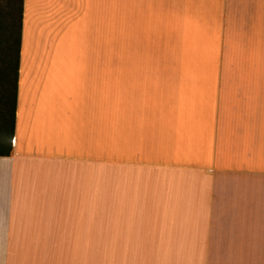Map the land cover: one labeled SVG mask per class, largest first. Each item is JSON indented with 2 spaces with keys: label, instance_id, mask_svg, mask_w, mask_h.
Segmentation results:
<instances>
[{
  "label": "crops",
  "instance_id": "obj_1",
  "mask_svg": "<svg viewBox=\"0 0 264 264\" xmlns=\"http://www.w3.org/2000/svg\"><path fill=\"white\" fill-rule=\"evenodd\" d=\"M16 10L0 264H264V0Z\"/></svg>",
  "mask_w": 264,
  "mask_h": 264
},
{
  "label": "rangeland",
  "instance_id": "obj_2",
  "mask_svg": "<svg viewBox=\"0 0 264 264\" xmlns=\"http://www.w3.org/2000/svg\"><path fill=\"white\" fill-rule=\"evenodd\" d=\"M17 0H0V13L8 11L7 20L0 23V137L8 133L9 129V107L8 98L2 91L7 83L2 78L4 67L14 69L18 48V23L16 20ZM4 22H7L4 24ZM4 64V65H3ZM7 96V95H6ZM1 148V146H0Z\"/></svg>",
  "mask_w": 264,
  "mask_h": 264
},
{
  "label": "trees",
  "instance_id": "obj_3",
  "mask_svg": "<svg viewBox=\"0 0 264 264\" xmlns=\"http://www.w3.org/2000/svg\"><path fill=\"white\" fill-rule=\"evenodd\" d=\"M4 65V64H3ZM16 65H17V56L16 62L14 63V69H9L4 67L2 70L5 74H2V78L7 83V85L3 89L2 95L5 96V101L8 98V103H10L9 107V131L8 133L11 134L12 131V122H13V112H14V105H15V90H16ZM7 95V96H6ZM11 139V136H10Z\"/></svg>",
  "mask_w": 264,
  "mask_h": 264
}]
</instances>
